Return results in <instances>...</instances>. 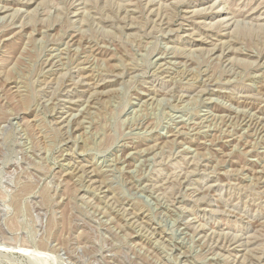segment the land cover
Wrapping results in <instances>:
<instances>
[{
  "label": "rangeland",
  "instance_id": "rangeland-1",
  "mask_svg": "<svg viewBox=\"0 0 264 264\" xmlns=\"http://www.w3.org/2000/svg\"><path fill=\"white\" fill-rule=\"evenodd\" d=\"M0 264H264V0H0Z\"/></svg>",
  "mask_w": 264,
  "mask_h": 264
},
{
  "label": "bare ground",
  "instance_id": "bare-ground-1",
  "mask_svg": "<svg viewBox=\"0 0 264 264\" xmlns=\"http://www.w3.org/2000/svg\"><path fill=\"white\" fill-rule=\"evenodd\" d=\"M96 89V88H95Z\"/></svg>",
  "mask_w": 264,
  "mask_h": 264
}]
</instances>
